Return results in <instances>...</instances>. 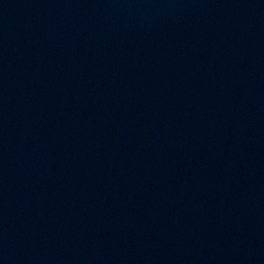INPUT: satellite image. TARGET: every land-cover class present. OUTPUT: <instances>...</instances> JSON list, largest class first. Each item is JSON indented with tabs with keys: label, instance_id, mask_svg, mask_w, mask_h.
<instances>
[{
	"label": "water",
	"instance_id": "1",
	"mask_svg": "<svg viewBox=\"0 0 264 264\" xmlns=\"http://www.w3.org/2000/svg\"><path fill=\"white\" fill-rule=\"evenodd\" d=\"M0 264H264V0H0Z\"/></svg>",
	"mask_w": 264,
	"mask_h": 264
}]
</instances>
